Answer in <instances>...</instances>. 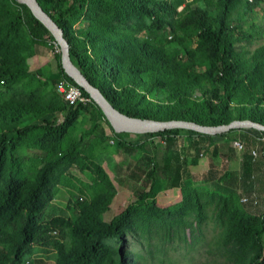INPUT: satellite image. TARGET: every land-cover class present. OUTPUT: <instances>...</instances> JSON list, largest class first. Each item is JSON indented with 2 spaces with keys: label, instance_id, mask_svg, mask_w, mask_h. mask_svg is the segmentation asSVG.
<instances>
[{
  "label": "trees",
  "instance_id": "trees-1",
  "mask_svg": "<svg viewBox=\"0 0 264 264\" xmlns=\"http://www.w3.org/2000/svg\"><path fill=\"white\" fill-rule=\"evenodd\" d=\"M38 2L64 31L73 63L121 113L203 126L236 120L264 125V47L247 55L237 45L242 41L241 18H234L241 5L253 15L264 0H192L179 13L177 6L161 0ZM166 28L171 30L170 39L158 35ZM52 41L51 32L26 5L0 0V264H24L28 258V264H48L45 258L32 257L35 247L47 245L54 249L56 264H138L123 246L108 241L123 244L128 231L138 224L147 225L162 215L196 212L200 216L213 203L226 227L227 262L264 264V209H260L264 193L255 197L249 192L247 204L238 192L214 193L203 204L197 191H184L183 206L174 209L159 207L156 200L146 201L150 194L142 193L108 222L103 216L113 194L104 193L90 200L80 197L72 218H45L52 188L69 167L89 173L96 186H111L108 173L94 158L96 145L107 136L98 124V114L105 117L102 110L81 87L90 102H57L46 95L42 71H30L28 60ZM55 59L61 76L77 85L64 71L61 52ZM5 91L10 95L5 96ZM83 112H90L94 123L90 141L74 135ZM55 113H61L62 119H48ZM107 123L119 147L128 152L141 148L138 140L128 141ZM236 131L245 132L253 145L263 146L264 153V131L257 129L218 135L172 129L139 136L160 137L167 147L177 149L182 134H188L186 156L194 150L196 164L205 153L209 159L218 156L220 142ZM22 148L33 157L19 155ZM26 159L41 165L27 170ZM184 165L185 161L180 169ZM258 166V154L254 157L245 151L243 185L251 184ZM168 168L175 173L171 164ZM147 177L153 181L152 169ZM54 232L59 234L57 239Z\"/></svg>",
  "mask_w": 264,
  "mask_h": 264
},
{
  "label": "rangeland",
  "instance_id": "rangeland-1",
  "mask_svg": "<svg viewBox=\"0 0 264 264\" xmlns=\"http://www.w3.org/2000/svg\"><path fill=\"white\" fill-rule=\"evenodd\" d=\"M161 1L167 2L174 7L177 6V13L181 12L186 5L192 2V0ZM234 13V18H241L238 31L239 34L242 33L240 35L242 41L237 43V45L244 49L247 55L264 47V4H261L253 15H250V8L245 4L241 5ZM145 34L146 32L141 34L142 38ZM158 35L168 39L172 37L170 28L160 31ZM42 50L48 58L51 56L52 59L53 56L56 63L55 54L58 51L54 45L51 43L45 44L42 46ZM53 59L52 63L54 62ZM28 64L32 73H36L38 70L43 71L44 80L47 82L46 95L48 97L53 96L57 99V102L59 100L64 103L65 101L57 89L66 78L58 72H51L50 63L42 69H36L31 57L28 60ZM4 93L5 96L10 95L8 91ZM95 110L98 111L97 108ZM48 119L59 121L62 119V114H51ZM98 124L101 129L105 130L107 136L102 144L96 145L94 158L108 173L111 179V186L107 189L103 185L96 186L89 173H82L75 167L67 168L59 176L55 186L52 188V198L47 208L46 219L54 217L72 218L73 209L76 208L80 197H86L90 200L98 196V194L104 195V193L113 194L110 209L103 216L107 222L120 214L129 204L135 202L142 193L150 194L146 201L156 200L157 206L171 209L183 206L184 191H197L202 197L203 204L207 203L206 199L210 197V194L221 193L201 181L188 180L190 176L187 174L183 184L184 189H177V193L167 195L163 191L164 187L162 185L165 182H162L163 177L159 173L163 169V163L160 159H163L162 157L165 153L167 154L165 141L160 137H143L121 133L125 139L135 142L138 140L141 143V148L128 152L119 147L118 139L113 135L107 119L100 113L98 114ZM93 125L90 112L81 113L76 123L75 137L78 139L85 137L87 141H90L92 139L90 132ZM244 134L245 132L242 131L230 133L225 143H222L223 151L235 161L239 159L241 153H245V151L252 153L255 151L258 154L259 164L263 167V146L259 144L253 145L251 141L244 137ZM187 135L182 134L179 144L181 145L180 149L183 150L185 166L192 177V171L201 170L207 166L208 156L205 153L204 161L199 166L194 165L193 155L195 151L191 150L192 156L186 157L185 149L186 147L189 148ZM238 141L241 144L243 143L242 146L244 145L242 150L235 146ZM26 153L28 157H33V153L27 152L23 148L20 150L19 155H26ZM149 157L151 160L148 159ZM220 160V163L228 164L227 159L221 157ZM34 164L41 165L37 161L32 162L26 159L25 167L27 170H34ZM150 169L153 171V181L147 177ZM163 174L166 175L165 173ZM237 194L242 198L240 193ZM260 209L263 210L264 206H260ZM216 213L217 208L213 203L212 206H207L204 214L200 216L196 212H193L192 215H187L186 213L180 216L162 215L147 225L138 224L134 226L128 231L123 244L118 240L108 241V243L115 246H123L130 253V258H135L138 264H229L226 257L227 250L223 244L226 227L217 218ZM199 217H202L203 220H200ZM52 236L57 239L59 234L54 232ZM32 257H42L47 260L48 264H56L55 252L51 245L35 247ZM29 261H31L29 258L26 259L24 264H28L27 262Z\"/></svg>",
  "mask_w": 264,
  "mask_h": 264
},
{
  "label": "water",
  "instance_id": "water-1",
  "mask_svg": "<svg viewBox=\"0 0 264 264\" xmlns=\"http://www.w3.org/2000/svg\"><path fill=\"white\" fill-rule=\"evenodd\" d=\"M21 4L26 5L32 14L45 25L51 32L55 41L57 42L61 52V63L65 73L69 76L79 87L84 89L102 110L106 119L109 121L116 133H126L134 135H145L150 133H159L172 129L191 130L201 134L218 135L224 134L236 129H257L264 131V125L250 120H236L227 125L219 126H203L192 121L184 120H170L161 121L155 119H140L127 116L117 109H115L102 93L94 87L84 74L73 63L70 56L69 41L64 35V31L51 18V16L44 11L38 0H18Z\"/></svg>",
  "mask_w": 264,
  "mask_h": 264
},
{
  "label": "crops",
  "instance_id": "crops-1",
  "mask_svg": "<svg viewBox=\"0 0 264 264\" xmlns=\"http://www.w3.org/2000/svg\"><path fill=\"white\" fill-rule=\"evenodd\" d=\"M46 44H49V42H47ZM32 59L36 69H42L44 68L45 65L50 63L49 66L52 67L51 72L60 73L57 61L55 63L52 56V59L54 61L52 63L51 56H49L48 58L47 55L43 53L42 46L39 47L38 53L36 54V56L32 57ZM44 77L45 75L43 73V79ZM222 143L224 144L225 141L220 142L221 150L219 155L212 159H209L208 157L207 166L201 170L192 171L193 172L192 177L191 174L189 173L188 168L185 165L183 168L180 169L179 165L184 162V157H183L184 154L180 150L181 145L179 144V147L177 149L169 148L166 146L165 151H167V154L165 153V155L162 157L163 159H160L163 163V169L159 171L160 176L163 177L162 182H165V184L162 183L164 187L163 191L166 192L167 195L177 193V189L180 190L183 187L184 180H186L187 178L186 175L188 174L190 176L188 180L193 179L194 181L196 180L201 181L205 185L215 188L218 192H221L223 194L238 192L242 195V197H244L249 192L253 191V195L255 197L262 196L264 193V171H263L264 166L257 167L252 177L253 180L251 184L243 185L242 164H243L244 153H241L239 155V159L238 160L236 159L235 161L233 160V158H231L230 155H228L223 151ZM204 157L205 155L201 156V158L198 159V162L194 165L199 166L201 162L204 161L203 159ZM221 157L227 159L228 164L220 163ZM170 164L172 165L175 173L170 172V168H168ZM163 173H165L166 175H164ZM171 175L173 178L172 181L170 180Z\"/></svg>",
  "mask_w": 264,
  "mask_h": 264
},
{
  "label": "built area",
  "instance_id": "built-area-1",
  "mask_svg": "<svg viewBox=\"0 0 264 264\" xmlns=\"http://www.w3.org/2000/svg\"><path fill=\"white\" fill-rule=\"evenodd\" d=\"M51 44L54 45V47L57 49L58 52H60L59 46H58L56 41H52ZM57 90L62 95L64 101L70 105H74L77 103H88V102H90V99L83 96V93H82V90L80 87L69 82L66 79L60 83ZM242 144H241V142L238 141L235 143V146H237L236 148L242 150L244 148V145L242 146ZM253 155H254V157H256L257 153L253 152ZM241 202L243 204H247L249 202V199L246 196H244L241 198ZM253 204L257 205L258 200L254 199Z\"/></svg>",
  "mask_w": 264,
  "mask_h": 264
}]
</instances>
